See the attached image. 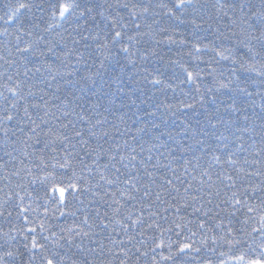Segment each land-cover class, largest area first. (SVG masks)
Instances as JSON below:
<instances>
[{
    "label": "trees",
    "instance_id": "trees-1",
    "mask_svg": "<svg viewBox=\"0 0 264 264\" xmlns=\"http://www.w3.org/2000/svg\"><path fill=\"white\" fill-rule=\"evenodd\" d=\"M62 2H73V0H0V56L16 61L9 67L4 63V60L0 59V92L10 96L5 85L11 87L19 83L21 91L25 94V98L19 101V105L22 106L34 99L39 102L38 97L41 93L38 89L52 92L59 86L60 91L56 95L60 97V100H53L51 103L60 105L61 100L72 101L71 106H75V111L81 112V108L77 105L83 104L85 108L90 109L91 104L96 102V97L92 96V93L82 82L78 83L76 73L78 72L80 76L92 75L96 86L103 84V91L107 93L102 102L109 107L110 111L104 113L103 109H100V112L101 117L107 116L110 122L105 125V128L113 134L115 143L123 145L124 140L127 139L129 144L136 147L137 152L140 149L131 139L132 136H136L137 141L142 142L145 148L150 147L153 143L166 144V147L160 149L167 157L166 159L161 158V163L171 164V167L177 170L176 174L180 175L183 172L182 165L185 156L189 159L192 158L191 152L182 153L181 149L185 144L194 143V140L189 137L194 132L198 133L201 127L209 132L213 131L206 119L209 114H213V122L221 120V118L229 121L227 124L218 123L215 131L217 134L223 133L228 137L229 147L236 152L235 158L238 161L236 167L243 168L245 171H253L257 168L264 170V164H251V161L256 159L253 153L264 149V140H261V125L264 121L259 118L264 116V108H262L264 105V100H262L264 77L255 74L256 71L262 70V62L257 60L255 70L252 72H244L240 68L242 60L241 53L237 51L239 45L236 38L232 37L231 32L225 28V21L219 19L216 8L213 7V5H217V0H194L195 11L191 7L176 9L174 7L176 0H121L122 3L130 5L150 6V12L140 19L141 31L144 35L139 38L138 44L129 45L128 53L120 51L121 45L114 46L112 43H107L106 48H96L97 43L105 42L104 34L108 31L107 22L99 15V12L104 11L105 15L111 19V16L115 15V9H108V4L115 5L116 0H75L81 5H97L92 14L94 19L88 15L79 17L81 9H76L67 14L66 19H61L58 6ZM228 2L231 3L233 0H228ZM18 3L29 5V8L21 9L18 15L23 23L24 31L31 33L30 36H21L19 41L16 40L18 25L11 21L6 22V13H9L11 8L16 7ZM250 3L258 8L261 5V0H250ZM161 5H166V7H161ZM121 14L124 15L125 20L128 19L126 11L121 10ZM228 14L232 15L231 11ZM237 14H239V10H237ZM128 31L131 32V29ZM85 36L89 38L84 40ZM92 37L98 39L93 40ZM73 38L79 40L80 43L74 45ZM29 43L32 44L33 51L25 55L32 60V63H26L24 56L15 52L17 45L24 47ZM85 44L88 45L87 48L84 47ZM123 44H129V42L125 39ZM194 46L199 47L201 51L195 52ZM213 48H217V50L232 48L236 52V65H233L231 60H220L219 57H215ZM78 52L84 53V57L79 60L77 59ZM227 54L225 53V55ZM102 61L103 63H101ZM243 63L245 67L249 66V61H243ZM35 67H40L41 73L33 75V72H28L25 75L26 69L31 68L34 71ZM233 67L237 69L235 75L232 72ZM49 68L53 74H61L52 81L51 89L47 88L46 83H41V81L51 79L48 73ZM185 70L193 73L199 72V76L189 82ZM69 72L73 73L71 77L67 75ZM9 75L12 76V81H7ZM154 79L160 80V83H152ZM68 80H71L72 83L68 84ZM87 83L92 85V81ZM221 84H227L228 88H221ZM239 87L245 88L253 95L245 96L238 91ZM29 91L36 92L37 96L35 98L28 96ZM70 93H74V96ZM233 101L236 102L234 107L240 109L239 112L234 113L229 110L228 106L232 105ZM121 105L123 106L121 107ZM188 105L191 107H187ZM0 106H5L3 98H0ZM113 110H115V115L111 114ZM246 116L248 119H245ZM71 118L76 119L74 114ZM153 124L159 125V129L153 128ZM112 125L118 126L121 131L131 129V132L128 136H116V129ZM78 126L80 125L78 124ZM237 126L241 131H236ZM2 127L3 125H0V128ZM137 128H143L145 131L137 135ZM245 128L247 131H243ZM178 132L181 135L178 136ZM184 132L188 133V137L183 136ZM160 133H170L172 138L169 139V136L165 135L157 139ZM230 133H235V135ZM17 135L24 139L22 133H17ZM235 136H240L241 140L236 141ZM203 138L208 140V137ZM6 139L3 132L0 131V144L5 143ZM233 141L237 144L243 143L244 150L235 149ZM12 146L9 142V151ZM169 149L173 151L169 152ZM27 151L32 152L33 149L29 148ZM77 151H79V146H77ZM152 154L154 163L158 152L154 149ZM144 155L147 156L148 153L145 152ZM196 155L201 156L202 153L196 151ZM13 156L15 160L9 162L6 169L0 168V203L6 199L7 194L19 192L23 200L19 201L14 197L12 203H20L26 208L35 209V211L30 210L26 213L29 218L27 225H25L22 215L19 214L18 208L13 209L11 218H6V213L4 216H0V244L5 243L8 235L14 236L15 241H9L5 247L19 248L25 252V259H27L26 250L22 247L25 242L24 236L20 234L24 228L36 227L37 239L43 243L42 236L50 235V232L53 231L60 234L61 229L76 228L84 218L85 212L91 216L96 207L95 203H89L94 200L90 192L73 193L69 191L66 192L67 203L59 208V192L53 193L52 191L54 184L56 187L67 185L73 171H76L78 176L83 174L86 178L90 175L94 176L96 173L94 170L91 174L87 171L81 173L82 166L75 159L71 161V166L68 168L53 167V165L63 163L62 157L57 152L45 150L43 156L46 167L41 165L35 156L25 157L21 151L14 152ZM207 159L204 157L203 162H206ZM245 159L249 161V164H244ZM4 160H9V158L5 157L3 150L0 149V162ZM85 162L90 161L86 158ZM17 169H21L19 174L12 175L11 173ZM216 170H219L218 167ZM188 171L196 176V180L193 181V188H195L201 177L192 172L191 168ZM228 171L236 175L231 168ZM240 175L243 177L244 174L240 173ZM183 178L191 179L190 176ZM57 181H62V185L57 184ZM262 182H264V176L252 177L250 180L245 177L242 182L237 180V189L243 192L247 187L250 191L253 186L261 187ZM91 183L90 179L88 185L80 181V187L82 189ZM181 191L183 192V188ZM230 195L231 191L224 190L221 186L220 197L213 198V203L203 209L207 215L200 213L188 215L192 212L191 208L187 209V212H181L180 215L184 216V221H180L175 216L174 209L168 212L160 211V216L153 217L151 220L145 214L143 227L137 226L134 230L130 228L128 234L120 229L119 232H112V235L125 239H127V235L135 237L127 245L131 249L127 258L128 264H153V257H155L156 264H172V261L161 260L160 257L169 255L168 245H172L174 251L181 243L185 242L192 244L193 248H198L200 251L198 253L191 252L188 257L182 258V264H208V262L220 264L221 261L224 264H236L233 256L239 255L241 252L245 253L246 258H252L259 253L257 245L261 243V240L259 234L252 233L251 229L259 227L260 211L264 209V203H261L264 200V193L258 192L249 201V205L256 208L254 213L249 214L246 207L238 206L239 211L235 217L230 215L232 209L221 211L215 207L220 199H227ZM45 208H47V212H45ZM61 211L65 215L61 216ZM101 211H104L103 207ZM73 212L76 213V216L71 215ZM217 213L219 215H216ZM249 216H254L255 221L249 220L245 225L243 221ZM174 219L177 222L194 221L195 223L189 224V228L196 231L197 235L192 237L188 229L175 228L172 222ZM153 220L160 225V229L171 228L172 231L161 232L156 227L147 228V224ZM200 220L205 221L206 228L198 231L197 224ZM41 222L49 231H40ZM126 222L130 223V221ZM113 226L119 228L118 225H110L109 231ZM228 227L233 229L235 238L247 243L230 247L226 242L229 238L227 236ZM209 228L213 230L208 231ZM85 230H87L86 226ZM94 231L99 233L100 229L96 228ZM140 232H143V235H139ZM205 233L209 239L205 244H201ZM105 235L107 232L100 236H93L92 239L101 240ZM213 235H223L225 240H218L216 244H213L211 241ZM31 238V235H28L29 242ZM140 241H143V244ZM77 242H80L79 238ZM103 242L108 243L107 240ZM83 243L85 247H95L87 239ZM156 244H161V247L156 248ZM248 245L252 247L249 248ZM136 248H139L141 252H146L147 255H140L136 252ZM113 251L119 254L118 249L113 248ZM68 255L71 256V251ZM84 255L79 254L78 257L72 258L79 261ZM100 259L104 260V264H108V260H111L112 264H119V261L111 255L107 258L100 257ZM35 264H40L38 257ZM65 264H70L67 258Z\"/></svg>",
    "mask_w": 264,
    "mask_h": 264
},
{
    "label": "snow or ice",
    "instance_id": "snow-or-ice-1",
    "mask_svg": "<svg viewBox=\"0 0 264 264\" xmlns=\"http://www.w3.org/2000/svg\"><path fill=\"white\" fill-rule=\"evenodd\" d=\"M217 5H213V7L216 8L219 19L225 21V28L231 32L232 37L236 38L239 45L237 51L241 53L242 60L240 68L244 72H252L255 70V62L259 60L262 62V70L256 71L255 74L256 76L264 77V0H261V5L258 8L250 3V0L248 2L246 0H233L231 3L228 0H217ZM96 7L97 5L95 4L81 5L73 0V2L60 3L58 10L61 19H66L67 14L76 9H81L79 17L88 15L94 19L95 17L92 14ZM161 7H166V5H161ZM174 7L176 9L191 7L193 11L196 10L194 0H176ZM25 8H29V5L18 3L16 7L11 8L9 13H6V22L11 21L18 25L16 28L17 41L23 35H31L30 32L24 31L23 23L18 15L20 10ZM108 9H115V15H112L111 19H109V16H106L104 11L99 12V15L107 22L108 31L104 34L105 42L97 43L96 48H106L107 43H112L114 46L121 45L120 51L128 53L130 51L129 45L138 44L139 38L144 35L141 31L142 24L140 19L150 12V6L130 5L122 3L121 0H116L115 5L112 3L108 4ZM121 10L127 12V20L121 14ZM237 10H239V14H237ZM169 11L171 12V9ZM229 11H231L232 15L228 14ZM221 13L222 15H219ZM129 29H131V32L128 31ZM237 29H240V31H237ZM88 38L87 36L83 37L84 40ZM92 39L97 40L98 38L92 37ZM125 39L129 44H123ZM72 43L75 45L79 44L80 41L73 38ZM84 47L87 48L88 45L85 44ZM205 48H207V45H205ZM31 51H33L31 43L26 44L24 47L19 45L15 47V52L24 56L26 63H32V60L25 55ZM200 51L199 47H195V52L199 53ZM212 51L215 57H219L220 60H231L232 64L236 65V52L232 48H222L221 50L213 48ZM225 53L228 54L225 55ZM83 57V52L77 53L78 60ZM0 59L4 60V63L9 65V67L16 63L15 60L3 56H0ZM243 61H249V66L245 67ZM185 71L189 82L194 81L199 76V72ZM28 72H33V75H35L41 73V68L35 67L34 71L28 68L25 75ZM232 72L235 75L237 69L233 67ZM48 73L51 79H46L41 81V83H46L47 88L51 89L52 81L61 74H53L51 68L48 69ZM67 75L71 77L73 73L69 72ZM96 75H99V73H96ZM76 76L78 77V83L82 82L87 87V90L92 93V96L96 97V102L91 104L90 109L85 108L83 104L77 105L81 108V112L75 111V106H71L72 101L61 100L60 105L51 103L53 100H60V97L56 95L60 91L59 86L52 92L38 89L41 93L38 97L39 102L34 99L32 102H26L20 106L19 101L25 98V94L21 91V85L19 83L11 87L7 86V84L5 85L6 91L10 96L0 92V98H3L5 105L0 106V125H3L0 131L3 132L7 139L5 143L0 144V149L3 150L4 156L8 157L9 160L0 162V168L6 169L8 163L15 160L13 153L17 151L23 152L25 157L35 156L40 161V164L45 167L47 166L44 164L43 153L45 150L57 152L63 159V163L53 165V167L68 168L71 166L73 159L78 160L82 166L81 173L87 171L91 174L94 170L96 175H90L86 178L83 174L78 176L76 171H73L67 185L56 187L54 184L53 193L59 192L58 207L62 208L67 203L66 192L69 191L73 193L90 192L94 200L89 201V203H95L96 207L93 209L91 216H89L88 212H85L84 218L76 228L61 229L60 234L53 231L50 232V235L42 236L43 243L37 239L36 227L24 228L20 234L24 236L25 242L22 247L26 250L27 259H25V252H22L19 248L5 247L9 241H15L14 236L8 235L5 243L0 244V264H35L37 257L40 260V264H65L66 258L70 261V264H104V260H101L100 257L107 258L109 255L115 257L119 264H128L127 258L131 249L127 245L135 237L127 235V239L123 237L117 238L112 235V232H119L122 229L125 234H128L130 228L134 230L137 226H144L145 214L151 220L153 217H159L160 211L168 212L171 209L175 210V216L180 221H184V216L180 215L181 212H187L189 208H191L192 212L188 213V215L194 213L207 215L203 209L213 203V198L220 197L221 186L224 190L231 191V195L227 199H220L215 204L216 208L221 209V211L232 209L230 215L233 217L236 216L239 207H246L249 214L256 211L255 207L249 205V201L258 192L264 193V182H262L261 187L253 186L250 191L245 187L243 192H240L237 189V180L242 182L245 177L250 180L252 177L264 176V170L257 168L253 171H245L243 168L238 169L236 167L238 163L235 158L236 152L229 147L228 137L223 133L217 134L215 131L218 123L227 124L229 121L221 118V120L213 122V114H209L206 117L209 127L213 131L209 132L201 127L198 133L194 132L189 137L194 140V143L185 144L181 151L182 153L191 152L192 158L189 159L185 156L182 165L183 172L177 175V170L172 168L171 164L161 163V158H167L164 152L160 151L161 148L166 147V144L153 143L150 147L145 148L142 142L137 141L136 136H132L131 139L140 149L137 152L136 147L129 144L127 139L124 140L123 145L115 143L113 134L105 128V125L110 123L107 116L101 117L100 109H103L104 113H109L110 111L109 107L102 102L107 96V93L103 91V84L96 86L92 75L80 76L77 72ZM12 79V76H7V81H12ZM88 81H92V85H88ZM67 83L71 84L72 81L68 80ZM152 83L159 84L160 80L154 79ZM220 87L228 88V85L221 84ZM238 91L245 94V96L250 97L253 95V93L246 91L243 87H239ZM98 92L99 95H97ZM70 94L74 96V93ZM27 95L35 98L37 93L29 91ZM46 96L48 97L47 99L45 98ZM262 100H264V97H262ZM235 103L233 101V104L228 106L229 110L234 113L240 111L239 108L234 107ZM109 104H111V101H109ZM187 107H191V105ZM262 108H264V105H262ZM52 109H55V111H52ZM73 114L76 117L75 120L71 118ZM111 114L115 115V110ZM259 118L264 121V116ZM245 119H248V117L246 116ZM232 123L234 124L235 122L233 121ZM112 126L116 129V136H128L131 132V129L121 131L118 126ZM152 127L159 129V125L156 124H153ZM136 131L137 135H139L145 130L137 128ZM236 131L239 132L241 129L237 126ZM243 131H247V128ZM261 131V140H264V123L261 125ZM17 133H22L24 139H21ZM230 134L235 135V133ZM165 135H168L169 139L172 138L170 133H160L157 139ZM177 135L179 136L181 133L178 132ZM183 136L188 137V133L184 132ZM197 136L200 138H196ZM203 137H208V140ZM235 140L239 141L241 137L235 136ZM110 141L112 143H109ZM9 142L13 145L11 151L8 150ZM232 143L235 149L244 150L243 143L237 144L235 141ZM105 145L108 146L106 147ZM77 146H79V151H77ZM29 148L33 149V151L28 152L27 149ZM154 149L158 152V155L153 163L152 153ZM172 151V149H169V152ZM196 151H199L202 155L197 156ZM145 152L148 153L147 156L144 155ZM253 155L256 159H253L251 164H264V149L253 153ZM204 157L208 158L206 162H203ZM86 158L90 162L86 163ZM193 160H195V163H193ZM244 164H249V161L245 159ZM217 167L219 170H216ZM189 168L201 177L195 188H193V181L196 180V176L188 171ZM229 168L235 171L236 175L231 174L228 171ZM20 171L21 169H17L11 174L18 175ZM240 173L244 174L243 177ZM185 176H190L191 179L183 178ZM89 179L92 183L81 189L80 181L88 185ZM56 183L62 185V181H57ZM182 188L183 192L181 191ZM14 197L18 198L19 201L23 200L19 192L7 194L6 199L0 203V216H4L6 213V218H11L13 209L18 208L19 214L22 215L23 221L27 225L29 218L26 213L30 210L35 211V209L26 208L20 203L13 204ZM261 203H264V200ZM198 204L200 206H197ZM102 207L104 208L103 212L101 211ZM45 212H47V208H45ZM60 214L61 216L65 215L63 211ZM71 215L76 216V213L73 212ZM216 215H219V213ZM164 219H167V217H164ZM209 219H211L210 216ZM249 220L255 221V217L249 216L243 223L247 225ZM126 221H130V223ZM172 222L177 229H188L192 237L197 235L196 231H192L189 228V224L195 223L194 221L177 222L174 219ZM258 224L259 227H253L251 231L259 234L261 240V243L257 245L259 253L252 258H246L245 253L241 252L239 255L233 256L236 264H264V209L260 211ZM110 225H118L119 228L113 226L111 231H109ZM85 226L87 230H85ZM153 227L160 229V225L154 220L147 224V228L151 229ZM217 227H220V225H217ZM39 228L41 232L49 231L43 222L40 223ZM96 228L100 229L99 233L94 231ZM205 228V221L200 220L197 224V230ZM160 230L161 232L172 231L171 228ZM212 230L211 228L208 229V231ZM104 232H107V235L103 236L101 240L92 239L93 236H100ZM28 235L32 237L30 242L28 241ZM139 235H143V232H140ZM177 235L179 236L180 233L178 232ZM227 236L229 238L226 242L230 247L247 243L235 238L231 227L227 229ZM78 238L80 242H77ZM86 239L95 247H85L83 241ZM208 239L209 237L205 233L201 244H205ZM104 240H107L108 243L105 244ZM218 240L224 241L225 236L213 235L211 237L213 244H216ZM140 243L143 244V241H140ZM160 247L161 244H156V248ZM168 247L170 250L169 255L161 256L160 259L172 261V264H182V258L188 257L191 252L198 253L200 251V249L193 248L192 244L186 242L181 243L174 251L172 250V245H168ZM248 247L251 248L252 246L248 245ZM113 248L118 249L119 254L114 252ZM69 251H71V256L68 255ZM136 252L142 256L147 255L146 252H141L139 248H136ZM79 254L85 255L79 261L72 258L78 257ZM221 255L224 254L221 253ZM108 264H112L111 260H108ZM153 264H156L155 257H153ZM220 264H224V262L221 261Z\"/></svg>",
    "mask_w": 264,
    "mask_h": 264
}]
</instances>
